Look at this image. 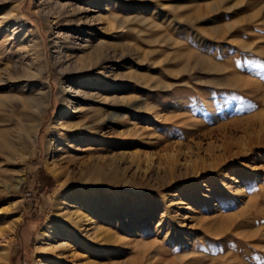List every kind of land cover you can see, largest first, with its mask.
Segmentation results:
<instances>
[{"label": "rangeland", "instance_id": "1", "mask_svg": "<svg viewBox=\"0 0 264 264\" xmlns=\"http://www.w3.org/2000/svg\"><path fill=\"white\" fill-rule=\"evenodd\" d=\"M0 239L264 264V0H0Z\"/></svg>", "mask_w": 264, "mask_h": 264}, {"label": "bare ground", "instance_id": "2", "mask_svg": "<svg viewBox=\"0 0 264 264\" xmlns=\"http://www.w3.org/2000/svg\"><path fill=\"white\" fill-rule=\"evenodd\" d=\"M37 30H38V32L40 34H44L43 30L41 28V25L37 26ZM28 94H30L29 96H31L30 98H28V101L32 104L31 105L32 107L33 106H38L41 103L42 99H44V98H47L48 104L53 103V99L54 98H53L52 95H44V93H42V92L38 93V92H35V91H30ZM10 102H14V101H10ZM64 201L66 202V200H64ZM65 202H63V203H65ZM59 205H61V204H59ZM61 209H62V207H61ZM1 242H2V240L0 239V264H6V261L8 259V255H9L10 251H7V245L1 244Z\"/></svg>", "mask_w": 264, "mask_h": 264}]
</instances>
